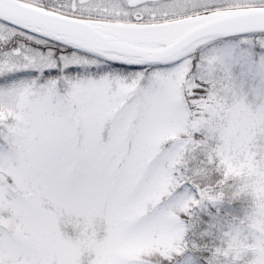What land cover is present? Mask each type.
Here are the masks:
<instances>
[{
  "label": "snow or ice",
  "instance_id": "1",
  "mask_svg": "<svg viewBox=\"0 0 264 264\" xmlns=\"http://www.w3.org/2000/svg\"><path fill=\"white\" fill-rule=\"evenodd\" d=\"M203 249L264 264V0H0V264Z\"/></svg>",
  "mask_w": 264,
  "mask_h": 264
},
{
  "label": "rangeland",
  "instance_id": "2",
  "mask_svg": "<svg viewBox=\"0 0 264 264\" xmlns=\"http://www.w3.org/2000/svg\"><path fill=\"white\" fill-rule=\"evenodd\" d=\"M228 204H231L228 206ZM249 202L245 199H238L231 201L230 203H226L224 207L222 208V214L227 219H232L233 217H242L245 213V211L248 209ZM198 261V264H204V261L199 258V256L196 253H192Z\"/></svg>",
  "mask_w": 264,
  "mask_h": 264
},
{
  "label": "trees",
  "instance_id": "3",
  "mask_svg": "<svg viewBox=\"0 0 264 264\" xmlns=\"http://www.w3.org/2000/svg\"><path fill=\"white\" fill-rule=\"evenodd\" d=\"M231 204H228V206H230ZM223 209H221V212H222ZM223 213V212H222ZM206 228V225H198L197 226V232L199 231H204ZM214 243H216V241L214 240L213 236H205L202 238L201 240V244H207V245H213ZM196 254L199 256V258L201 260L204 261V257H207L208 256V251L207 249H203L201 252H196Z\"/></svg>",
  "mask_w": 264,
  "mask_h": 264
}]
</instances>
